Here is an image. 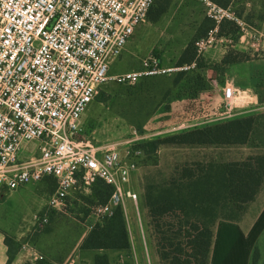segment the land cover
<instances>
[{
  "label": "built area",
  "instance_id": "1",
  "mask_svg": "<svg viewBox=\"0 0 264 264\" xmlns=\"http://www.w3.org/2000/svg\"><path fill=\"white\" fill-rule=\"evenodd\" d=\"M199 1L215 25L196 41L193 62L167 65L150 53L139 69L111 75V63L147 22L156 0H0V200L29 183L55 180V192L34 215L36 229H43L53 212L67 209L79 184L90 188L102 180L113 188L109 200L94 207L91 229L127 199L137 203L138 194L128 185L137 168L133 153L139 152L130 148L123 157L118 146L101 145L87 134L83 116L110 81L135 86L145 78L194 72L211 47L230 41L220 35L224 21L243 28L233 4ZM227 80L222 102L205 119L186 120L178 129L231 120L253 103Z\"/></svg>",
  "mask_w": 264,
  "mask_h": 264
},
{
  "label": "rangeland",
  "instance_id": "2",
  "mask_svg": "<svg viewBox=\"0 0 264 264\" xmlns=\"http://www.w3.org/2000/svg\"><path fill=\"white\" fill-rule=\"evenodd\" d=\"M232 4L244 20V25L240 32L229 37L230 41L224 40L219 48L239 52L240 55L232 53V56L260 63L264 70V0H234ZM214 25L206 6L199 0H157L147 22L136 29L123 54L111 63L110 74L139 69L143 58L150 53L157 54L164 64H180L195 52L198 38L209 36ZM213 49L211 47L209 50ZM200 63L214 70H217V64H221L208 62L205 56ZM209 69H204L206 76ZM217 71L213 73V78L222 79ZM184 77L195 78L198 84L203 80V87H208L201 73H184L181 79ZM170 83L169 76L145 78L135 86L120 85L112 80L102 86L98 97L84 113L83 124L87 134H93L101 145L118 146L123 157L130 148L135 153L139 152L133 153L137 168L128 185L138 194V202L127 199L125 206L121 207L129 231L128 240L116 249L83 252L80 264H92L98 254H107L110 264H161L145 203L147 186L168 183L177 169L185 165L196 167L195 163L200 162L208 168L213 163L264 155V85L261 94L255 97L258 104L252 103L234 116H253L256 119L253 133L246 144L195 147L162 145L156 150L148 146L151 140H155L153 138H162L167 134L163 130L162 109L166 99L165 90ZM209 108L208 103L202 102L198 108H194L195 117L205 119ZM211 123L216 124V121L212 120ZM207 125L202 122L196 128ZM93 186L86 188L79 184L69 196L67 209L53 212L49 223L43 229H36L34 215L44 209L49 196L56 190V182L49 179L29 183L1 198L0 226L10 231L7 233L8 239H12L15 232L25 233L28 243L38 247L43 245L57 256L66 250L76 254L82 244L81 237L88 233V226L97 220L92 215L94 207L99 204L93 195ZM18 246L14 244L13 249ZM256 246L260 250L259 263L264 264V238Z\"/></svg>",
  "mask_w": 264,
  "mask_h": 264
},
{
  "label": "trees",
  "instance_id": "3",
  "mask_svg": "<svg viewBox=\"0 0 264 264\" xmlns=\"http://www.w3.org/2000/svg\"><path fill=\"white\" fill-rule=\"evenodd\" d=\"M157 1V0H156ZM229 6L234 0H212ZM155 5V4H154ZM153 5V6H154ZM153 7L149 11H152ZM149 18V17H148ZM241 28L233 21L221 25L220 35L232 37ZM227 52L222 62L232 64L248 60ZM195 52L184 63L196 59ZM189 61V62H187ZM202 63L199 62V66ZM181 73L177 78H181ZM194 103V92H191ZM196 97V96H195ZM195 105L194 108H198ZM204 108V107H202ZM253 116L233 118L151 140L148 146L156 150L162 145L178 147L244 145L255 127ZM197 165L184 166L166 184H149L145 203L149 209L150 226L161 264H210L211 252L218 221H238L264 186V155H250L242 160L213 163L205 168ZM53 180V179H50ZM55 182V180H53ZM93 188L95 200L106 203L113 191L112 186L98 180ZM124 212L118 207L113 216L97 224L84 238L83 249H116L128 240ZM9 246L10 264L14 259L12 239L6 238ZM260 250L255 246L250 264H260ZM26 264H54L40 259ZM95 264H110L107 254H98Z\"/></svg>",
  "mask_w": 264,
  "mask_h": 264
},
{
  "label": "crops",
  "instance_id": "4",
  "mask_svg": "<svg viewBox=\"0 0 264 264\" xmlns=\"http://www.w3.org/2000/svg\"><path fill=\"white\" fill-rule=\"evenodd\" d=\"M219 45L223 44H218L213 47V50H209L210 52L207 51L205 54V59L208 62L213 61L214 64L221 63L217 64V70L219 71L201 65L197 71L193 72L195 74L196 72L201 73L206 81L205 86L208 87H203V80H200L201 83L198 84V80L195 78L190 79L191 77H184L179 79L177 78L178 76L170 77L171 83L166 87V99L162 109L164 118L162 121L164 125L163 130L167 133L166 136L181 132L178 129V125L184 121L194 120L197 115L194 109L196 104L198 105L202 102L204 104L208 103L210 110L216 107L220 100L223 99L226 77L229 79L227 81L230 84H234L238 89L243 88L250 98L253 97V105L258 104L255 97L257 98L261 94L264 85V70L262 69V64L257 62L253 63L251 60L224 64L222 60L227 50L220 49ZM224 47L226 48L227 46L224 45ZM258 61L260 62L261 60ZM206 68H210L208 76L204 72ZM216 71L222 79L218 80L217 77L213 78V73ZM187 79L190 81L186 84ZM187 86L188 89L186 88ZM191 92L195 94L194 103ZM242 111H238L237 114ZM91 230L88 226L87 232L89 233ZM8 232L10 231L6 227L0 226V264H7L9 260V246L6 241ZM13 235L12 240L15 242V245L19 246L14 249V259L10 264L35 262L38 260V255L43 256L42 259L50 260L54 264H70L71 262L80 264L81 253H89L95 250L80 247L76 254H70L66 250L62 252L63 254L57 256V254L43 245L38 247L37 245L28 243L25 238V233L15 232ZM86 235L81 237L80 244ZM261 238H264V186L256 199L249 204L240 220H221L217 222L210 264H250L253 250ZM92 264H95V260Z\"/></svg>",
  "mask_w": 264,
  "mask_h": 264
}]
</instances>
